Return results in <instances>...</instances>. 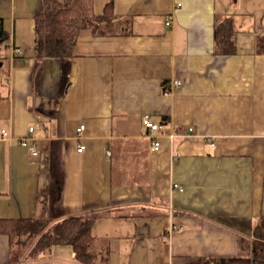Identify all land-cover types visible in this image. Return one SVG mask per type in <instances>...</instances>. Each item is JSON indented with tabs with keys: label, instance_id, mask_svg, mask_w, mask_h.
I'll use <instances>...</instances> for the list:
<instances>
[{
	"label": "crops",
	"instance_id": "crops-1",
	"mask_svg": "<svg viewBox=\"0 0 264 264\" xmlns=\"http://www.w3.org/2000/svg\"><path fill=\"white\" fill-rule=\"evenodd\" d=\"M109 3L112 29L80 32L62 97L60 62L36 67L41 0H0V218H93L109 264H251L264 217V0H95L96 14ZM224 19L233 55L216 53ZM0 264H11L1 234ZM20 264L82 263L58 247Z\"/></svg>",
	"mask_w": 264,
	"mask_h": 264
},
{
	"label": "trees",
	"instance_id": "trees-1",
	"mask_svg": "<svg viewBox=\"0 0 264 264\" xmlns=\"http://www.w3.org/2000/svg\"><path fill=\"white\" fill-rule=\"evenodd\" d=\"M95 0H41L35 16L36 67L41 70L47 59H57L61 65L59 96H65L70 83L73 49L82 30L95 34L110 33L115 12L109 3L103 14H96ZM107 30V31H106ZM216 53H236L235 31L230 19L217 21L214 27ZM8 33L0 18V44ZM257 52L264 53V38L257 40ZM94 219L69 217L60 221L50 219L0 218V234L10 241L11 264H20L29 257H37L58 247H68L82 264H109L110 248H94ZM191 264H222L217 257H203ZM251 264H264V217L252 231Z\"/></svg>",
	"mask_w": 264,
	"mask_h": 264
},
{
	"label": "built area",
	"instance_id": "built-area-1",
	"mask_svg": "<svg viewBox=\"0 0 264 264\" xmlns=\"http://www.w3.org/2000/svg\"><path fill=\"white\" fill-rule=\"evenodd\" d=\"M172 86L174 88H179L181 86H183V82L181 80H173L172 81ZM143 126L150 132V134L154 135L155 133H159V134H162L161 132V125L160 124H157V123H154L152 122L151 120H149L148 118L147 119H144L143 120ZM85 129V126L82 125L80 126V128L78 129L79 131V137H80V133ZM34 131L33 128H30V132L32 133ZM190 132H192V128L190 129ZM2 135L4 137L8 136V133L3 130L2 131ZM170 136L173 137V134L170 133ZM32 141V138L31 137H26L24 138L21 143L23 146H26L28 147L32 154L33 155H37L38 152L37 150L35 149V144L31 142ZM153 148L154 150H159L160 149V142L158 140V138H154L153 137ZM85 150V146L82 144V143H79L78 147H77V151L78 152H83ZM173 189H177V190H180V191H183V188L180 187L179 184H173Z\"/></svg>",
	"mask_w": 264,
	"mask_h": 264
}]
</instances>
